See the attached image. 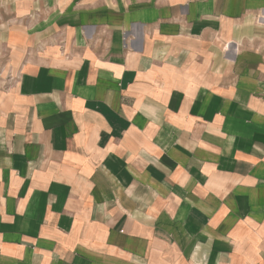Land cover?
<instances>
[{
  "label": "crops",
  "instance_id": "0c3cea01",
  "mask_svg": "<svg viewBox=\"0 0 264 264\" xmlns=\"http://www.w3.org/2000/svg\"><path fill=\"white\" fill-rule=\"evenodd\" d=\"M264 0H0V264H264Z\"/></svg>",
  "mask_w": 264,
  "mask_h": 264
},
{
  "label": "built area",
  "instance_id": "2783aa9c",
  "mask_svg": "<svg viewBox=\"0 0 264 264\" xmlns=\"http://www.w3.org/2000/svg\"><path fill=\"white\" fill-rule=\"evenodd\" d=\"M262 21H264V18H261Z\"/></svg>",
  "mask_w": 264,
  "mask_h": 264
}]
</instances>
